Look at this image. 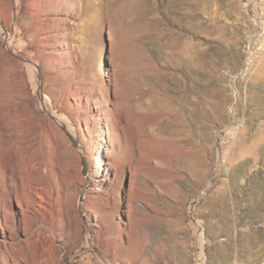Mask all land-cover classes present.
Masks as SVG:
<instances>
[{
	"label": "rangeland",
	"instance_id": "374dc122",
	"mask_svg": "<svg viewBox=\"0 0 264 264\" xmlns=\"http://www.w3.org/2000/svg\"><path fill=\"white\" fill-rule=\"evenodd\" d=\"M261 37L264 0H0V264H264Z\"/></svg>",
	"mask_w": 264,
	"mask_h": 264
},
{
	"label": "bare ground",
	"instance_id": "6f19581e",
	"mask_svg": "<svg viewBox=\"0 0 264 264\" xmlns=\"http://www.w3.org/2000/svg\"><path fill=\"white\" fill-rule=\"evenodd\" d=\"M262 38V40H261V43H262V50H261V55H260V58H259V60H255V64H254V66L255 67H257V68H259L260 66H264V37H261ZM260 38V39H261ZM242 54V51L241 50H238L237 51V53H236V55L237 56H240ZM255 55V54H254ZM247 68H250V67H247ZM255 69V68H254ZM254 69H251V71L252 70H254ZM247 70H249V69H247ZM248 74H250V73H248ZM245 130V127H243V131ZM242 131V132H243ZM240 132H232L231 133V136H232V141H233V144L228 148V150H227V153H226V160H227V162L228 163H232V161L233 160H235L236 158H239V159H241V160H243L240 164H239V169L241 170V172L243 173V172H245V169H247V167H248V163H247V158L249 157V156H252V155H254V152H255V150H257V148L256 149H254V148H246L245 149V152H244V154H242V155H237V151L235 150V144L238 142V139H240V134H239ZM242 137V136H241ZM260 141L261 142H259V143H262L261 145H259L258 147L260 148H263L262 150L264 151V133L261 135V137H260ZM5 145V143H4V140H3V146ZM236 151V152H235ZM243 153V152H242ZM237 156V157H236ZM236 157V158H235ZM237 161H239L238 159H237ZM10 168V167H9ZM9 168H7V169H9ZM14 171V173H16V171L15 170H13ZM241 174V173H240ZM240 178V177H239ZM34 194H35V196H36V199H38V202L40 203L38 206H39V208H41V209H43L44 208V205H43V202H44V197H42L41 196V192H39V191H34L33 192ZM12 197H14V200L16 201V203L18 204V206L21 208V202H20V197L15 193L14 194V196H13V188L12 187H6L5 188V190H4V193H3V196H2V210H3V212H4V214L6 215V218H5V221H4V224L6 225V226H12V227H14L15 226V224H16V220H15V217H14V215L12 214V201H13V198ZM261 203V202H260ZM21 215L22 216H25L26 215V213L21 209ZM262 217V216H261ZM259 218V217H258ZM259 221H260V219H259ZM261 222V221H260ZM262 234H264V232H261L260 233V238L261 239H263L264 240V236L262 235Z\"/></svg>",
	"mask_w": 264,
	"mask_h": 264
}]
</instances>
